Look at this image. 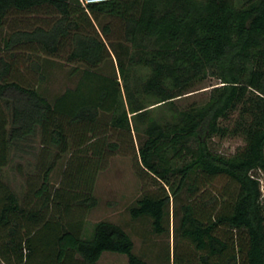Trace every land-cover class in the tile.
<instances>
[{"label": "trees", "instance_id": "trees-1", "mask_svg": "<svg viewBox=\"0 0 264 264\" xmlns=\"http://www.w3.org/2000/svg\"><path fill=\"white\" fill-rule=\"evenodd\" d=\"M39 14L51 19L19 26ZM1 28L9 34L0 44V264H100L105 252L149 264L119 224L85 230L97 173L129 150L138 177L162 184L129 207L132 219L169 233L171 197L188 193L175 236L194 250L179 256L175 244L174 264H264V0H107L87 9L78 0H0ZM61 53L84 68L50 101L18 76L19 62L41 76L39 56ZM113 58V73L101 72ZM209 75L221 85L208 101L179 108ZM235 111L233 127L220 124ZM228 134L245 145L231 155L210 148L208 139ZM35 138L40 172L26 175L21 196L4 169ZM220 177L233 192L210 193ZM199 193L207 195L196 201Z\"/></svg>", "mask_w": 264, "mask_h": 264}, {"label": "rangeland", "instance_id": "rangeland-1", "mask_svg": "<svg viewBox=\"0 0 264 264\" xmlns=\"http://www.w3.org/2000/svg\"><path fill=\"white\" fill-rule=\"evenodd\" d=\"M33 19L38 24H41L43 20H50L51 18L44 14L25 16L21 18V22L25 20L24 23L19 22L21 23L19 26L29 28ZM8 34V28L0 29V44ZM65 57L64 53L56 56L41 54L39 60L42 64L41 76L43 78L29 67L27 61L20 60L18 76L36 86L42 95L52 101L67 88H74L77 85L81 71L84 68L82 64L69 63ZM113 61V63L112 60L105 62L100 67V71L103 73H113V67L116 64L114 58ZM219 85H221L220 79L210 75L206 76L203 80L195 83L191 88V92L176 100V104L181 109L188 108L190 105H202L210 98L213 88ZM237 117L238 112L235 111L231 114L229 120L221 121L220 124L231 128L234 126ZM104 119L107 118L104 117ZM134 142L137 147L139 138L135 137ZM208 143L212 150L225 155H231L245 145V139L242 135L234 136L228 134L225 137L214 135L208 139ZM31 147L32 149L28 150L31 153H19L13 163L4 169L6 182L21 196L26 193L27 189L25 183L26 175L40 172L39 166L36 163L38 154L42 149V144L35 138L31 143ZM63 164L64 159L58 162L52 172L51 182L54 187L58 186L60 182ZM258 177L262 185L264 202V172H258ZM160 185L162 184L150 178L142 181L138 177L135 168L134 152L132 150L111 157L107 166L100 170L95 177L94 195L98 199V205L84 213L85 230L90 233L93 224L100 220L114 222L122 226L129 233L134 242V252L144 257L149 264H174L175 244L179 256L182 251L189 254L194 250L188 241H180L179 238L177 240L175 236L181 217V205L189 201L185 188L177 197H171L169 215L165 222V225L169 227V233L162 235L154 234L151 230L150 218L132 219L128 210L141 197L143 192H156L160 189ZM208 189L213 194L234 191L233 186L229 184L228 180L221 177L216 179ZM207 193L203 195L201 193L197 194L196 201L199 198H204ZM42 236L45 237L46 235L43 233L39 234V238ZM99 263L127 264V256L119 253H105L99 259Z\"/></svg>", "mask_w": 264, "mask_h": 264}, {"label": "built area", "instance_id": "built-area-1", "mask_svg": "<svg viewBox=\"0 0 264 264\" xmlns=\"http://www.w3.org/2000/svg\"><path fill=\"white\" fill-rule=\"evenodd\" d=\"M78 1L80 2V4H81L85 9H87L88 4L104 2V1H107V0H78Z\"/></svg>", "mask_w": 264, "mask_h": 264}, {"label": "crops", "instance_id": "crops-1", "mask_svg": "<svg viewBox=\"0 0 264 264\" xmlns=\"http://www.w3.org/2000/svg\"><path fill=\"white\" fill-rule=\"evenodd\" d=\"M105 253H108V252H105ZM105 253H103L101 257H103V255H104Z\"/></svg>", "mask_w": 264, "mask_h": 264}]
</instances>
